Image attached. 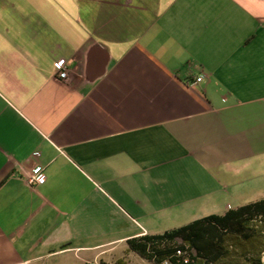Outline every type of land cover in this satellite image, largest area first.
Returning <instances> with one entry per match:
<instances>
[{
	"label": "crops",
	"instance_id": "obj_1",
	"mask_svg": "<svg viewBox=\"0 0 264 264\" xmlns=\"http://www.w3.org/2000/svg\"><path fill=\"white\" fill-rule=\"evenodd\" d=\"M263 197L264 0H0V264H113Z\"/></svg>",
	"mask_w": 264,
	"mask_h": 264
},
{
	"label": "trees",
	"instance_id": "obj_2",
	"mask_svg": "<svg viewBox=\"0 0 264 264\" xmlns=\"http://www.w3.org/2000/svg\"><path fill=\"white\" fill-rule=\"evenodd\" d=\"M126 243L127 252L150 264H264V197Z\"/></svg>",
	"mask_w": 264,
	"mask_h": 264
},
{
	"label": "built area",
	"instance_id": "obj_3",
	"mask_svg": "<svg viewBox=\"0 0 264 264\" xmlns=\"http://www.w3.org/2000/svg\"><path fill=\"white\" fill-rule=\"evenodd\" d=\"M67 61L66 60H60L57 62L56 65V71L60 78L65 79L67 77L68 71H67ZM204 74L198 75L195 80L192 83H198L204 79ZM38 155V153H35ZM45 179L44 171L41 167H35L31 171V175L28 177V181L30 183H42ZM179 254L180 251H177Z\"/></svg>",
	"mask_w": 264,
	"mask_h": 264
},
{
	"label": "rangeland",
	"instance_id": "obj_4",
	"mask_svg": "<svg viewBox=\"0 0 264 264\" xmlns=\"http://www.w3.org/2000/svg\"><path fill=\"white\" fill-rule=\"evenodd\" d=\"M233 206H234V204H233ZM67 256H69V255H66L65 257H55V258H49V259L47 258V259H44L41 263L42 264H57L58 260L60 262L61 260L66 259ZM139 257L140 256H138L134 252L133 253L126 252V254L122 258L126 261V264H143L144 262H141ZM263 261H264V253H263ZM113 264H115V263H113Z\"/></svg>",
	"mask_w": 264,
	"mask_h": 264
}]
</instances>
